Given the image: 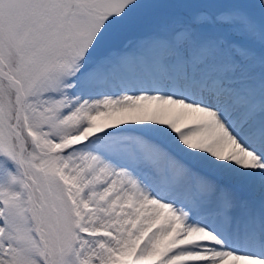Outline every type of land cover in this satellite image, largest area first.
Returning a JSON list of instances; mask_svg holds the SVG:
<instances>
[{"label": "snow or ice", "instance_id": "6c2138e0", "mask_svg": "<svg viewBox=\"0 0 264 264\" xmlns=\"http://www.w3.org/2000/svg\"><path fill=\"white\" fill-rule=\"evenodd\" d=\"M0 156V264H264V0H0Z\"/></svg>", "mask_w": 264, "mask_h": 264}, {"label": "rangeland", "instance_id": "374dc122", "mask_svg": "<svg viewBox=\"0 0 264 264\" xmlns=\"http://www.w3.org/2000/svg\"><path fill=\"white\" fill-rule=\"evenodd\" d=\"M0 159H5V157L0 156ZM8 168L10 170V172L12 173V175H16L19 176L21 175L18 166L13 164V163H9ZM9 176L6 174H0V187H11L12 190L14 191H20L21 190V186L19 185V183H15V184H9Z\"/></svg>", "mask_w": 264, "mask_h": 264}]
</instances>
